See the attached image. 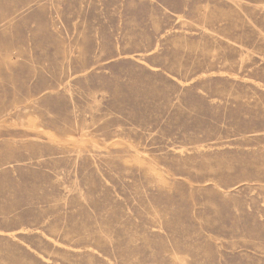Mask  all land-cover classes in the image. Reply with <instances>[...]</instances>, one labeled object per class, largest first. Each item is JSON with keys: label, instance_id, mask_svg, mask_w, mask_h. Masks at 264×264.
I'll return each instance as SVG.
<instances>
[{"label": "rangeland", "instance_id": "obj_1", "mask_svg": "<svg viewBox=\"0 0 264 264\" xmlns=\"http://www.w3.org/2000/svg\"><path fill=\"white\" fill-rule=\"evenodd\" d=\"M0 264H264V0H0Z\"/></svg>", "mask_w": 264, "mask_h": 264}, {"label": "bare ground", "instance_id": "obj_2", "mask_svg": "<svg viewBox=\"0 0 264 264\" xmlns=\"http://www.w3.org/2000/svg\"><path fill=\"white\" fill-rule=\"evenodd\" d=\"M135 155V154H134ZM96 250V249H95Z\"/></svg>", "mask_w": 264, "mask_h": 264}]
</instances>
